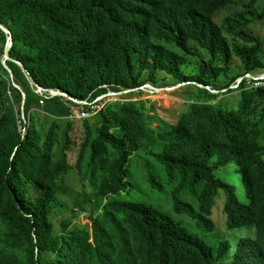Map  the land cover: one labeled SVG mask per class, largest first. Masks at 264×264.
Here are the masks:
<instances>
[{
  "label": "trees",
  "instance_id": "16d2710c",
  "mask_svg": "<svg viewBox=\"0 0 264 264\" xmlns=\"http://www.w3.org/2000/svg\"><path fill=\"white\" fill-rule=\"evenodd\" d=\"M158 1L0 0L15 76L2 64L7 34L0 28V264H264V89L241 92L238 107L229 110L195 86L193 98L201 100L186 105L177 124L149 99L96 101L133 84L161 86L189 74L216 82L195 58L171 65L162 49L130 55L129 40ZM231 2L245 9L227 18L231 24L249 27L264 17L257 0H193L191 6ZM154 62L155 70H146ZM95 101L100 109L76 116ZM217 154L221 164H238L248 205L215 175L219 160L211 165L210 159ZM135 159L143 160L152 191L171 189L173 212L212 230L215 198L224 190L228 226L254 224L257 238L242 239L230 257L224 242L216 255L154 202H124L120 195L137 187L130 179Z\"/></svg>",
  "mask_w": 264,
  "mask_h": 264
},
{
  "label": "clouds",
  "instance_id": "9594fccd",
  "mask_svg": "<svg viewBox=\"0 0 264 264\" xmlns=\"http://www.w3.org/2000/svg\"><path fill=\"white\" fill-rule=\"evenodd\" d=\"M192 1L193 0H159L154 4L148 13L145 14L143 20L138 25L135 34L129 40V45L131 46L130 55H139V57H141V54H149L150 50L162 49L165 54V60L171 65L184 62L187 58H195L199 67L201 64H206L205 68L201 67L203 75L212 73L216 82L213 85L205 84L196 81L195 79H191L189 74L188 77H186L187 79L177 82L167 83L166 80L162 81L164 85L161 86H156L151 82H146L137 86H134L133 84L131 87H127L123 90L111 91L108 94L101 95L96 99L97 102L107 97L112 98L116 94L120 96V94H129L138 90L140 92H143L144 90H170L181 86L186 101L184 107L181 109V114L186 108V105L194 104L198 100H201H194L193 98V94L196 91L195 86L209 91L211 93L209 96L216 95L218 98L217 101H223V105L229 110L238 107L241 92L264 89V68H260L258 63L259 60L264 63V48L263 45H261L257 55L253 52V49L256 46H260L257 41V38L260 37L257 36L251 28L254 23L249 27L231 24L227 18L235 14H242V12L239 11L233 13L226 12V16L222 20H219L218 16L223 11V8L233 4V2L225 6L214 7L213 9L209 7L200 9L192 7ZM155 66H157V63H151V66L146 70H155ZM227 74L229 77H226ZM215 85H217V87H215ZM242 85L244 86L242 87ZM38 91L44 93L43 88H39ZM56 94L65 93L56 91L54 95ZM223 95L234 96L237 99V106L235 108L228 107L226 102L227 98L220 99V96ZM138 99L143 98L125 100ZM147 99H149L150 104H152V100L150 98ZM76 101L81 104L88 103L86 100L76 99ZM96 101L90 103L92 109L82 105V110H77L76 116L79 118L91 116L96 112L95 108L100 109L102 107L101 104H97L100 107H95L94 105L97 103ZM209 103L214 104L215 101L213 100ZM83 112H87L88 114L83 115ZM23 120L25 123H28L25 112L23 113ZM177 122L171 124H177ZM26 133L27 129L23 131L24 137H26ZM217 156L218 158L216 157L214 164L219 160L218 168L228 164H221L220 156L218 154ZM236 165L238 166L237 163ZM238 169L240 172L239 166ZM240 174L242 176L241 172ZM237 200L242 204L238 197ZM250 225L255 226L254 224L243 226ZM255 228L258 234V229L256 226ZM245 238L251 237H243L240 241ZM221 260H223V258H221Z\"/></svg>",
  "mask_w": 264,
  "mask_h": 264
},
{
  "label": "rangeland",
  "instance_id": "374dc122",
  "mask_svg": "<svg viewBox=\"0 0 264 264\" xmlns=\"http://www.w3.org/2000/svg\"><path fill=\"white\" fill-rule=\"evenodd\" d=\"M242 2H248L249 0H240ZM255 8L261 12L264 11V0H257ZM235 11L242 12L244 14V7H240L237 3L230 4L223 8V11L219 14V20H222L226 16V12L233 13ZM251 28L257 36L261 38L262 45L264 48V17L262 20L255 22ZM15 78V76H14ZM23 90L22 86L18 84ZM171 86V85H169ZM237 94V93H235ZM136 99L150 98L152 104L155 105V111L160 114L164 119L170 123H176L178 116L181 112V109L185 104V97L181 86L170 89V90H159V91H150L144 90L140 92L139 90L132 93L118 94L114 95L112 98L107 97L109 101H118L125 99ZM227 98V106L230 108H235L237 106V99L231 95L220 96V99ZM96 103L95 107H100ZM93 113V112H92ZM155 125H158V121H154ZM80 133L82 134V122L79 123ZM216 161V158L210 159V164L213 165ZM143 160L135 159V162L130 167L131 172V181L133 185L137 187L132 191L123 192L120 195V199L124 202H143L154 204L162 207L164 210L169 212V214L175 219L179 220L181 224L187 227L191 232L200 236L201 239L206 241L214 250V253L217 255L218 250L222 243L226 242L229 245V250L227 256H231L237 247L238 242L243 237L257 238V230L255 226H242L231 228L227 223V216L224 212V207L227 202V194L224 190H219L218 195L215 198V204L212 211L211 219L215 222V227L212 230H208L200 226L196 219L191 218L186 214H177L172 210V201L170 199L171 189L164 193L152 191L147 183V178L145 175L148 174L147 170L144 167ZM215 175L221 179L223 182L233 186L235 188V193L242 204H248L247 191L243 183L242 176L239 172L238 166L236 163L231 162L227 165L220 166L215 170ZM78 170L75 168L72 173V195L75 197L77 195V186H78ZM186 198H188L186 196ZM82 219L84 217L82 216ZM89 221L84 219V222Z\"/></svg>",
  "mask_w": 264,
  "mask_h": 264
},
{
  "label": "water",
  "instance_id": "95a60500",
  "mask_svg": "<svg viewBox=\"0 0 264 264\" xmlns=\"http://www.w3.org/2000/svg\"><path fill=\"white\" fill-rule=\"evenodd\" d=\"M0 28L4 30V32L7 34V41H6V45H5V49H4V53H3V56H2V64L4 67L8 68L9 71L11 72V75H12V78L14 79V74H13V70L12 68L9 66V64H7V60H14L12 57H10L9 55V51H10V48L12 46V43H13V40H12V34L10 32V30L3 26L1 23H0ZM17 62H19L22 66H24V64L21 62V61H18L16 60ZM15 85L19 88H21L17 82H15ZM24 104H25V99H24ZM23 109H24V105H23Z\"/></svg>",
  "mask_w": 264,
  "mask_h": 264
},
{
  "label": "built area",
  "instance_id": "2783aa9c",
  "mask_svg": "<svg viewBox=\"0 0 264 264\" xmlns=\"http://www.w3.org/2000/svg\"><path fill=\"white\" fill-rule=\"evenodd\" d=\"M88 113L87 112H83V115H87Z\"/></svg>",
  "mask_w": 264,
  "mask_h": 264
}]
</instances>
